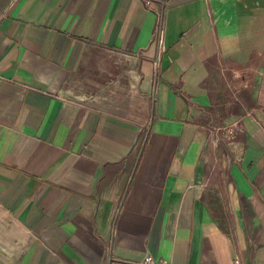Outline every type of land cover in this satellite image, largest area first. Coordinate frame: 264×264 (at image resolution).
Masks as SVG:
<instances>
[{
    "label": "crops",
    "instance_id": "crops-1",
    "mask_svg": "<svg viewBox=\"0 0 264 264\" xmlns=\"http://www.w3.org/2000/svg\"><path fill=\"white\" fill-rule=\"evenodd\" d=\"M145 1L0 0V264H264V0Z\"/></svg>",
    "mask_w": 264,
    "mask_h": 264
},
{
    "label": "built area",
    "instance_id": "built-area-1",
    "mask_svg": "<svg viewBox=\"0 0 264 264\" xmlns=\"http://www.w3.org/2000/svg\"><path fill=\"white\" fill-rule=\"evenodd\" d=\"M146 4L151 5V1L150 0H146L145 1ZM158 18V24L160 25L157 32L161 33L162 32V25H163V15L159 12V15H157ZM228 135L233 137L234 136V130H229L228 131ZM143 264H167L166 262H158L156 261L153 257H148L144 260Z\"/></svg>",
    "mask_w": 264,
    "mask_h": 264
},
{
    "label": "water",
    "instance_id": "water-1",
    "mask_svg": "<svg viewBox=\"0 0 264 264\" xmlns=\"http://www.w3.org/2000/svg\"><path fill=\"white\" fill-rule=\"evenodd\" d=\"M156 99H154V101H155ZM150 123V126L152 125V120L149 122Z\"/></svg>",
    "mask_w": 264,
    "mask_h": 264
}]
</instances>
